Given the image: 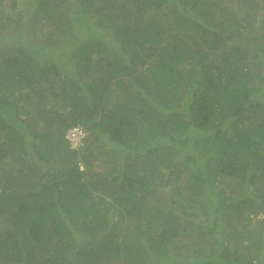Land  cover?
<instances>
[{
	"label": "trees",
	"instance_id": "obj_1",
	"mask_svg": "<svg viewBox=\"0 0 264 264\" xmlns=\"http://www.w3.org/2000/svg\"><path fill=\"white\" fill-rule=\"evenodd\" d=\"M11 6L0 264H264V0Z\"/></svg>",
	"mask_w": 264,
	"mask_h": 264
},
{
	"label": "built area",
	"instance_id": "obj_2",
	"mask_svg": "<svg viewBox=\"0 0 264 264\" xmlns=\"http://www.w3.org/2000/svg\"><path fill=\"white\" fill-rule=\"evenodd\" d=\"M86 135L85 129L80 126H73L66 132V137L69 139L71 146L78 147L81 144V141Z\"/></svg>",
	"mask_w": 264,
	"mask_h": 264
},
{
	"label": "rangeland",
	"instance_id": "obj_3",
	"mask_svg": "<svg viewBox=\"0 0 264 264\" xmlns=\"http://www.w3.org/2000/svg\"><path fill=\"white\" fill-rule=\"evenodd\" d=\"M26 3H27V0H20V4H21V6H25L26 5ZM0 7H3V8H6L7 10H12V6H11V0H1V3H0ZM75 16H76V18H77V13H75ZM43 29H42V33H44V34H46L47 33V29L46 28H44V27H42ZM7 33V32H6ZM55 37H57L56 35H54ZM58 45H60V44H58ZM58 48V47H57ZM65 63V62H64ZM69 129L70 128H68V130H67V132L69 131ZM86 134H87V132H86ZM9 160V158H7V159H5V164H6V162ZM95 164L97 165V162H96V160H95ZM81 168H84V164L82 163L81 165ZM185 176V175H184ZM186 179H187V177H186ZM188 180V179H187ZM261 217H263L264 216V214L262 213L261 215H260ZM196 219H198V220H200V219H202V216L201 215H197L196 216ZM253 219H256V217H254Z\"/></svg>",
	"mask_w": 264,
	"mask_h": 264
}]
</instances>
